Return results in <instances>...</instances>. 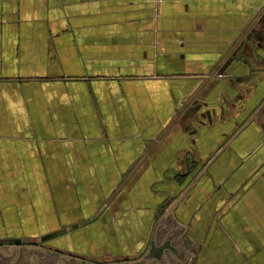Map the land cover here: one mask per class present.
I'll use <instances>...</instances> for the list:
<instances>
[{
	"label": "crops",
	"instance_id": "crops-1",
	"mask_svg": "<svg viewBox=\"0 0 264 264\" xmlns=\"http://www.w3.org/2000/svg\"><path fill=\"white\" fill-rule=\"evenodd\" d=\"M0 264H264V0H0Z\"/></svg>",
	"mask_w": 264,
	"mask_h": 264
},
{
	"label": "rangeland",
	"instance_id": "rangeland-1",
	"mask_svg": "<svg viewBox=\"0 0 264 264\" xmlns=\"http://www.w3.org/2000/svg\"><path fill=\"white\" fill-rule=\"evenodd\" d=\"M45 235H46V236H45ZM45 235H44L45 237H43V239H44V240H46V239H49V238H50V234H49V233H48V234H45Z\"/></svg>",
	"mask_w": 264,
	"mask_h": 264
}]
</instances>
